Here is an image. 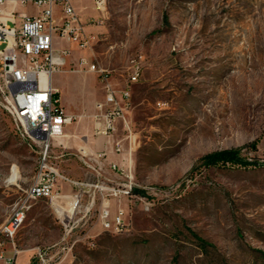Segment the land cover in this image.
I'll list each match as a JSON object with an SVG mask.
<instances>
[{
    "label": "rangeland",
    "instance_id": "374dc122",
    "mask_svg": "<svg viewBox=\"0 0 264 264\" xmlns=\"http://www.w3.org/2000/svg\"><path fill=\"white\" fill-rule=\"evenodd\" d=\"M86 6L80 15L97 20L94 40L89 50L75 47V57L83 51L119 86L139 55L143 72L131 87L126 125L111 137L94 127L100 79L72 73L90 89L81 91L84 116L73 119L88 144L83 153L71 143L63 162L51 147L47 160L78 200L73 209L68 198L54 200L79 220L62 244L54 201H25L39 148L4 108L0 69V225L23 202L29 206L14 240L21 263L66 245L58 264H264V0H107L102 13L93 0ZM221 150H239L255 165H199ZM109 155H125L128 168L107 163ZM118 184L141 193L109 198L110 216L121 207L127 224L111 234L99 223L103 194L94 185Z\"/></svg>",
    "mask_w": 264,
    "mask_h": 264
},
{
    "label": "built area",
    "instance_id": "2783aa9c",
    "mask_svg": "<svg viewBox=\"0 0 264 264\" xmlns=\"http://www.w3.org/2000/svg\"><path fill=\"white\" fill-rule=\"evenodd\" d=\"M27 3L40 9L36 16H28L18 11V7ZM93 3L97 11H104L103 0H93ZM96 21L91 18L86 23L82 22L75 11L73 0H0V46H3L0 49V69L7 91L4 108L22 135L39 148L38 172L25 201L43 198L50 201L67 199V196L56 191V182L58 179L69 180L47 162L51 157L52 140L62 137L64 126L72 121L60 106L57 90L51 83L52 75L62 70L67 50L56 51L53 42L57 37L75 43L80 49L89 50L92 48L94 36L85 30V26L93 25ZM143 64L142 55L131 60L123 84L119 86L105 69L88 61L86 57L79 59L80 70L98 74L104 92V100L96 104L98 112L93 116L97 134L110 137L116 131L118 122L126 125L124 111L128 106L131 87L142 75ZM94 188L103 194L98 214L102 229L111 234L122 232L127 225L124 221V209L118 207L115 215L111 217L109 198H130V184L111 187L94 185ZM52 204L59 223H63L65 228V235L61 236L60 241L66 244L79 220H73L71 213L56 201ZM77 204L78 200L73 208ZM28 208L23 202L0 225V238H5L11 244L8 253L4 248L5 242L0 241V262L4 264H19L17 256L21 251L16 248L14 240L21 228L18 226V216L24 214ZM70 248L62 245L54 252L49 247L37 250L33 256L34 264H58L67 256ZM55 258L60 261L53 263Z\"/></svg>",
    "mask_w": 264,
    "mask_h": 264
},
{
    "label": "crops",
    "instance_id": "0c3cea01",
    "mask_svg": "<svg viewBox=\"0 0 264 264\" xmlns=\"http://www.w3.org/2000/svg\"><path fill=\"white\" fill-rule=\"evenodd\" d=\"M88 0H73V5L75 8V11L79 15L80 19L82 22L86 23L88 20L83 21L81 17V11L85 10L87 8L86 3ZM92 2V0H90ZM39 8L33 6L32 4L27 3L25 6L18 7V11L26 13L28 16H36L39 12ZM58 13V10H56V14ZM93 25H86L85 30L90 33V27ZM53 47L56 51L60 49H66L67 50V55L65 57V62L62 67V70L60 72L54 73L51 77V83L52 87L57 90L58 98H59V104L62 107L64 113L67 116H70L72 118V121L70 124L64 126L63 128V136L52 140V153L53 155L57 158L60 159V162H63L64 159V151H67V149L71 146V143L73 145H76V147L82 151L83 153L85 152L84 146L88 144V140L85 139L83 136H79L77 133V128L74 126L76 122H73V119H80L82 118L85 113V110L83 109L82 106V99H81V91L84 90L85 94L88 92L90 93V89L86 86L83 85V80L80 75H74L72 73H87L85 70H80L78 61L81 57H86L82 53L83 51L79 50L80 54L78 57H75L76 48L77 45L72 42H67L63 41L57 37L54 38L53 42ZM76 47V48H75ZM88 59V57H86ZM88 61L92 62L91 60L88 59ZM96 78H99L98 74L93 73ZM100 84V82H99ZM101 87V92H102V97L99 99L100 102L104 100V92L102 89V85L100 84ZM87 101L88 98L86 97L85 100V105L88 103ZM121 122H118V125ZM117 130V128H116ZM114 134V133H113ZM113 134L111 136H113ZM110 136V137H111ZM80 140L81 144H77L75 140ZM111 151V150H110ZM106 159L107 163H116L118 168L125 170L128 168L129 162L128 159L125 155H121L120 157L115 156V155H109L104 160ZM99 173V172H98ZM66 178V177H65ZM70 181H63L61 179H58L56 182V191L59 192L61 195L67 196L69 200H72L71 194L67 193L66 190H68V187H71V184L67 183ZM113 214L112 216H114ZM111 216V217H112ZM10 251H8L9 253ZM28 251H22L21 254H26ZM26 263L29 264V259L30 256L26 254ZM17 262L19 264H22L20 261V256H17ZM4 264V263H0Z\"/></svg>",
    "mask_w": 264,
    "mask_h": 264
},
{
    "label": "trees",
    "instance_id": "16d2710c",
    "mask_svg": "<svg viewBox=\"0 0 264 264\" xmlns=\"http://www.w3.org/2000/svg\"><path fill=\"white\" fill-rule=\"evenodd\" d=\"M199 165L203 167H214V166H238V167H248L250 165H255L254 161H247L240 157L239 150H221L209 153L199 159ZM131 193H141L140 190L136 188L132 189Z\"/></svg>",
    "mask_w": 264,
    "mask_h": 264
},
{
    "label": "bare ground",
    "instance_id": "6f19581e",
    "mask_svg": "<svg viewBox=\"0 0 264 264\" xmlns=\"http://www.w3.org/2000/svg\"><path fill=\"white\" fill-rule=\"evenodd\" d=\"M106 2H107V0H103V9L104 10H105V7H106ZM75 204H76V200L74 199V200L71 201V208L72 209L75 206ZM16 209H18V208H16ZM24 219H25V211H24V214H21L20 216H18V226H22ZM61 225L63 227V231H64L63 233H65V228H64L63 223H61Z\"/></svg>",
    "mask_w": 264,
    "mask_h": 264
}]
</instances>
